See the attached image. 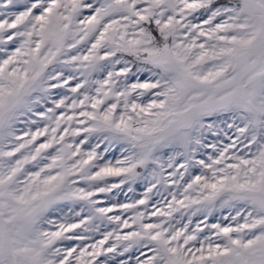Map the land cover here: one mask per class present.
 Instances as JSON below:
<instances>
[{
    "label": "snow or ice",
    "instance_id": "snow-or-ice-1",
    "mask_svg": "<svg viewBox=\"0 0 264 264\" xmlns=\"http://www.w3.org/2000/svg\"><path fill=\"white\" fill-rule=\"evenodd\" d=\"M0 264H264V0H0Z\"/></svg>",
    "mask_w": 264,
    "mask_h": 264
},
{
    "label": "rangeland",
    "instance_id": "rangeland-1",
    "mask_svg": "<svg viewBox=\"0 0 264 264\" xmlns=\"http://www.w3.org/2000/svg\"><path fill=\"white\" fill-rule=\"evenodd\" d=\"M87 14V13H86ZM41 139H43V138H41ZM209 139H212V137H209ZM225 143H227V140H225ZM209 151H211V150H209ZM117 155H118V153H117ZM143 189L142 188H140V189H138V193L140 192V191H142ZM129 195V197H131L132 196V194L131 193H129L128 194ZM117 199L120 201V202H130L123 194H120L118 197H117ZM141 208H142V206H141ZM227 213L225 212V215H226ZM110 215H112V213H110ZM127 215H131V213H128V214H125V218H127ZM219 216H220V214L219 213H215L214 214V216H213V218H211L210 220H209V222L211 223V222H214L216 219H219ZM153 219H155V218H153ZM227 223V222H226ZM125 231H127V230H125ZM137 254H139V253H137ZM148 255H151V253H148ZM142 259L143 258H146V257H141Z\"/></svg>",
    "mask_w": 264,
    "mask_h": 264
}]
</instances>
